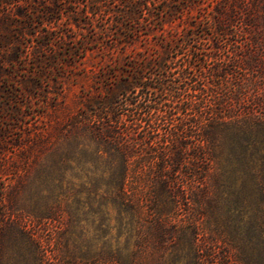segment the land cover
<instances>
[{
    "label": "trees",
    "instance_id": "1",
    "mask_svg": "<svg viewBox=\"0 0 264 264\" xmlns=\"http://www.w3.org/2000/svg\"><path fill=\"white\" fill-rule=\"evenodd\" d=\"M56 1L0 0V73L33 59L20 68L26 103ZM113 1L126 23L150 13L147 0ZM201 25L210 46L193 61L195 33L186 63L154 64L174 80L119 79L122 103L106 90L53 124L33 111L3 127L0 264H264V0H216Z\"/></svg>",
    "mask_w": 264,
    "mask_h": 264
},
{
    "label": "rangeland",
    "instance_id": "2",
    "mask_svg": "<svg viewBox=\"0 0 264 264\" xmlns=\"http://www.w3.org/2000/svg\"><path fill=\"white\" fill-rule=\"evenodd\" d=\"M38 1L49 6L51 0H25V4L29 9L42 10ZM112 1H101L99 6L96 4L93 13L90 0L56 1L58 17L52 22L53 31L47 40L48 45L41 51L45 64L41 77H36L38 88L32 91L31 103L25 102L26 95L20 93L22 90L18 84L24 78V71L20 68H34L32 58L27 56L16 64L15 69L9 66V70L0 73V138L4 136L3 127L22 124L17 120L20 113L44 111L48 123L53 124L63 119L66 112L81 113L88 96L97 93L106 95V90L114 94L119 92L116 101L122 103L125 94L117 91L119 79H130L140 74L148 84H154L162 76L167 82L174 80L176 71L168 73L154 64L164 60L165 67L171 66L174 70L186 63L187 53H190L188 49H193L187 44L189 34L195 33L192 42L200 48L198 52L194 50L192 61L195 55L210 46L209 40L204 38L208 35L204 36L206 31L202 30L201 23L216 0H189L188 6L186 3L177 4L178 0H147L150 13L144 9L145 14L129 23L122 21L120 16L110 15L107 6L112 8L114 5L113 9L119 6L118 1ZM166 2L177 4L178 11L161 15ZM151 18L154 20L150 24ZM36 22H41L40 17H36ZM30 30L33 31L32 27ZM34 40L41 41L27 37L23 42L28 45ZM134 95L127 97L133 100ZM61 100H64L65 108ZM25 120L32 121L28 116ZM14 130L18 135L19 130ZM42 236L44 240H49V245L53 243L49 229L42 230Z\"/></svg>",
    "mask_w": 264,
    "mask_h": 264
}]
</instances>
